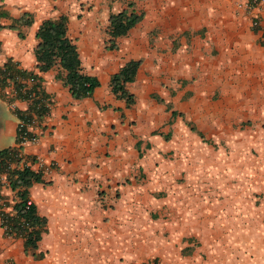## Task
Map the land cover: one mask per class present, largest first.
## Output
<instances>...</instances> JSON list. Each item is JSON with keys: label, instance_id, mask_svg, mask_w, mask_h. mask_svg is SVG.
Instances as JSON below:
<instances>
[{"label": "crops", "instance_id": "0c3cea01", "mask_svg": "<svg viewBox=\"0 0 264 264\" xmlns=\"http://www.w3.org/2000/svg\"><path fill=\"white\" fill-rule=\"evenodd\" d=\"M131 9L142 17L111 39L109 15ZM59 15L82 71L98 81L87 97H71L58 64L35 67L38 25ZM263 30L262 0H0V68L10 59L33 72L49 97L26 128L34 139L21 144L39 160L30 167L43 182L28 196L45 230L31 252L0 227V264H264V127L242 143L256 155L233 162L199 146L175 116L226 139L240 120L263 121ZM130 60L139 65L127 106L109 79ZM0 105L14 118L2 149L17 145L13 109L29 102L7 81ZM1 175L0 210L10 212Z\"/></svg>", "mask_w": 264, "mask_h": 264}, {"label": "trees", "instance_id": "16d2710c", "mask_svg": "<svg viewBox=\"0 0 264 264\" xmlns=\"http://www.w3.org/2000/svg\"><path fill=\"white\" fill-rule=\"evenodd\" d=\"M259 0H248L250 5ZM264 3V0H262ZM132 4L129 3L130 7ZM142 17L141 13L120 11L109 15L107 34L113 39L124 35L128 29L137 23ZM28 23V20H25ZM66 16L59 15L56 18H47L40 22L35 36L37 44L34 48L36 69L44 72L54 64L64 71L62 77L65 85L74 99L87 97L98 85L95 77L82 71L78 54L73 42L66 36ZM259 44L264 46V30ZM138 60H130L124 63L109 79L110 91L119 98L125 100L128 106L133 102V96L125 89V84L133 80ZM14 86L15 98L29 102L27 109H13L18 119L14 141L16 146L0 149V174L9 186L12 194L11 211L0 210V227L6 237H19L23 241V248L33 252L37 248V242L41 233L45 230V217L39 215L36 207L28 196V188L33 183L43 182L40 170L31 169L26 165L28 159L34 162L35 157L25 155L21 150V144L33 140L34 136L27 131L35 116L40 119L48 111L49 97L42 91L39 85V77L31 71L19 69L10 59L0 68V85L7 81ZM25 81H30L25 85ZM1 200V196H0ZM2 205H7L5 201ZM39 253L36 257H40ZM146 264H158L156 258Z\"/></svg>", "mask_w": 264, "mask_h": 264}, {"label": "rangeland", "instance_id": "374dc122", "mask_svg": "<svg viewBox=\"0 0 264 264\" xmlns=\"http://www.w3.org/2000/svg\"><path fill=\"white\" fill-rule=\"evenodd\" d=\"M175 116L181 118V123L184 126V129H186V132L193 135L196 140L199 143V146H202L204 148H208L211 152H223L224 155L230 156L231 160L235 162L234 160L236 156H239L240 153L243 152H250L252 155H256V151H254V148H246L243 146L245 135L250 134V131H254L255 127L257 125L262 124L261 126L264 127V119L263 121H256L253 118L250 119H243L238 121L235 125L231 126V132L228 139L226 138H219L217 136H214L213 134H209L207 132L201 131L198 129L192 122L189 120H185L184 116H182L179 113H175ZM14 120L11 113H9L4 106L0 105V132L1 138H0V146H3L5 144H8L12 141V136L10 133L6 132V125L8 123L12 122ZM258 122V123H257ZM258 127V126H257ZM243 135V137H240L239 135ZM169 137V136H168ZM166 137L165 139H168ZM243 143V144H242ZM249 150V151H248ZM226 153V154H225ZM173 154V153H172ZM168 153L159 154L161 160H173L174 157L177 159L179 158V155H172ZM183 179H181V182ZM159 193H153L151 196L153 198H157ZM160 196V195H159Z\"/></svg>", "mask_w": 264, "mask_h": 264}, {"label": "built area", "instance_id": "2783aa9c", "mask_svg": "<svg viewBox=\"0 0 264 264\" xmlns=\"http://www.w3.org/2000/svg\"><path fill=\"white\" fill-rule=\"evenodd\" d=\"M29 82H30V81H29ZM34 163H39V160H38L37 158H35V159H34V162H31V161L28 160V159L25 161V164H26V165H32V164H34ZM1 177H2V175L0 174V181H1V179H2Z\"/></svg>", "mask_w": 264, "mask_h": 264}]
</instances>
